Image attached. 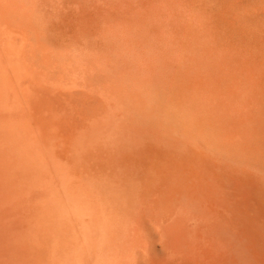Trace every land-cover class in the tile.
<instances>
[{"label": "rangeland", "instance_id": "1", "mask_svg": "<svg viewBox=\"0 0 264 264\" xmlns=\"http://www.w3.org/2000/svg\"><path fill=\"white\" fill-rule=\"evenodd\" d=\"M0 264H264V0H0Z\"/></svg>", "mask_w": 264, "mask_h": 264}, {"label": "bare ground", "instance_id": "2", "mask_svg": "<svg viewBox=\"0 0 264 264\" xmlns=\"http://www.w3.org/2000/svg\"><path fill=\"white\" fill-rule=\"evenodd\" d=\"M4 40L0 44V54L7 57L10 61L9 70L16 69L15 64L18 62L19 46L14 38V32L10 29L3 30Z\"/></svg>", "mask_w": 264, "mask_h": 264}]
</instances>
